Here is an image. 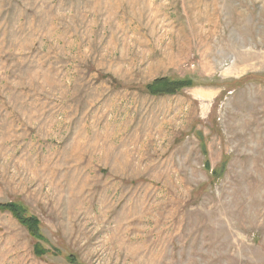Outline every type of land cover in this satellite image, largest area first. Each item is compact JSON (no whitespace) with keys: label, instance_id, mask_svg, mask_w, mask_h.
Listing matches in <instances>:
<instances>
[{"label":"rangeland","instance_id":"374dc122","mask_svg":"<svg viewBox=\"0 0 264 264\" xmlns=\"http://www.w3.org/2000/svg\"><path fill=\"white\" fill-rule=\"evenodd\" d=\"M10 202L0 264H264V0H0Z\"/></svg>","mask_w":264,"mask_h":264},{"label":"trees","instance_id":"16d2710c","mask_svg":"<svg viewBox=\"0 0 264 264\" xmlns=\"http://www.w3.org/2000/svg\"><path fill=\"white\" fill-rule=\"evenodd\" d=\"M191 86V81L186 79H170L161 77L153 80L145 86V91L150 96H173L185 88ZM0 211H7L27 230L34 239H39V222L33 216H26L21 207L15 203H0ZM37 246V245H36ZM38 254L44 252L35 248Z\"/></svg>","mask_w":264,"mask_h":264}]
</instances>
